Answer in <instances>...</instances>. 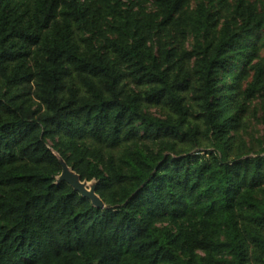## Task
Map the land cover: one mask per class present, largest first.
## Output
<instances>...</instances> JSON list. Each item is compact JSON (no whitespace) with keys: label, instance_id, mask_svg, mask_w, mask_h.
<instances>
[{"label":"trees","instance_id":"16d2710c","mask_svg":"<svg viewBox=\"0 0 264 264\" xmlns=\"http://www.w3.org/2000/svg\"><path fill=\"white\" fill-rule=\"evenodd\" d=\"M0 264H264V0H0Z\"/></svg>","mask_w":264,"mask_h":264},{"label":"water","instance_id":"95a60500","mask_svg":"<svg viewBox=\"0 0 264 264\" xmlns=\"http://www.w3.org/2000/svg\"><path fill=\"white\" fill-rule=\"evenodd\" d=\"M56 155L62 165V173L57 178V183H68L76 192L89 199L95 207L104 209L105 203L97 194V181L93 180L89 182L88 180H82V177L75 172L60 155Z\"/></svg>","mask_w":264,"mask_h":264}]
</instances>
